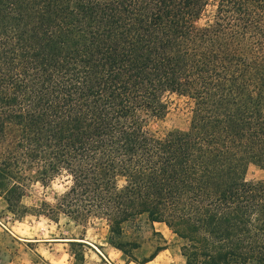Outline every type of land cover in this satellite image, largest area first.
<instances>
[{
  "label": "trees",
  "instance_id": "obj_1",
  "mask_svg": "<svg viewBox=\"0 0 264 264\" xmlns=\"http://www.w3.org/2000/svg\"><path fill=\"white\" fill-rule=\"evenodd\" d=\"M173 96L189 129L154 137ZM0 143L15 215L33 179L66 175L39 214L105 220L130 261L145 219L186 264H264V179L244 177L264 169V0H0Z\"/></svg>",
  "mask_w": 264,
  "mask_h": 264
},
{
  "label": "rangeland",
  "instance_id": "obj_2",
  "mask_svg": "<svg viewBox=\"0 0 264 264\" xmlns=\"http://www.w3.org/2000/svg\"><path fill=\"white\" fill-rule=\"evenodd\" d=\"M213 10L214 7L210 5L202 17L195 20L193 27L206 24ZM190 120L188 99L173 96L164 115L147 114L145 129L152 136L162 138L168 134L186 132ZM2 148L0 143V152ZM244 177L251 182L263 180L264 169L255 163H249ZM69 184L70 180L66 175L45 183L33 179L22 199L25 210L21 216L9 211L6 202L0 197V264H103L92 247L85 243L56 240L60 238L91 241L101 247L113 262L120 264H124V256L131 264H186L180 250L182 240L165 223L152 224L143 219L137 226L129 225L126 228L122 240L137 241L140 245L130 250L135 260L130 261L129 257L122 255V252L108 242L109 227L105 220L94 219L79 223L61 214L54 221L39 214L37 209L44 202L55 203ZM161 252L162 255L153 261L154 255Z\"/></svg>",
  "mask_w": 264,
  "mask_h": 264
},
{
  "label": "crops",
  "instance_id": "obj_3",
  "mask_svg": "<svg viewBox=\"0 0 264 264\" xmlns=\"http://www.w3.org/2000/svg\"><path fill=\"white\" fill-rule=\"evenodd\" d=\"M62 239V241H69V242H82V243H85V244H87L88 245V247H92L91 249L95 252V254H96V256H98L99 258H100V260H101V262L103 263V264H120V262H116V261H112L110 258H109V256H107V254H105L104 253V251H103V249H101V247H99V246H97L95 243H93V242H89L88 240H86V239H83V240H80V241H74V240H68V239H64V238H60V239H56V240H61ZM119 250V249H118ZM120 251V250H119ZM120 252H122V251H120ZM123 253V252H122ZM160 254L162 255V252L161 253H157V254H155L154 255V257L152 258L153 259V261H156L157 260V258L158 257H160ZM122 255H124V253L122 254ZM164 255V254H163ZM151 259V260H152ZM163 259V258H162ZM122 260L124 261V264H131L132 262H128V261H126L125 260V256H124V258H122ZM116 262V263H115ZM151 261H149V263H150Z\"/></svg>",
  "mask_w": 264,
  "mask_h": 264
},
{
  "label": "bare ground",
  "instance_id": "obj_4",
  "mask_svg": "<svg viewBox=\"0 0 264 264\" xmlns=\"http://www.w3.org/2000/svg\"><path fill=\"white\" fill-rule=\"evenodd\" d=\"M68 240L80 241V240H83V239H68Z\"/></svg>",
  "mask_w": 264,
  "mask_h": 264
}]
</instances>
